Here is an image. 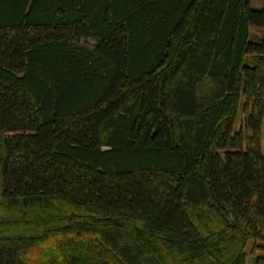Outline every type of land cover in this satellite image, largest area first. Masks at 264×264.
Returning <instances> with one entry per match:
<instances>
[{
	"label": "trees",
	"instance_id": "trees-1",
	"mask_svg": "<svg viewBox=\"0 0 264 264\" xmlns=\"http://www.w3.org/2000/svg\"><path fill=\"white\" fill-rule=\"evenodd\" d=\"M248 254L264 264V0H0V264Z\"/></svg>",
	"mask_w": 264,
	"mask_h": 264
},
{
	"label": "rangeland",
	"instance_id": "rangeland-1",
	"mask_svg": "<svg viewBox=\"0 0 264 264\" xmlns=\"http://www.w3.org/2000/svg\"><path fill=\"white\" fill-rule=\"evenodd\" d=\"M261 2H262V0H251V5H253V6H260ZM251 30H254V29H251ZM250 242H251V239H248L246 241V245H245V248L246 249L249 248ZM245 264H249V254L246 257V263Z\"/></svg>",
	"mask_w": 264,
	"mask_h": 264
}]
</instances>
